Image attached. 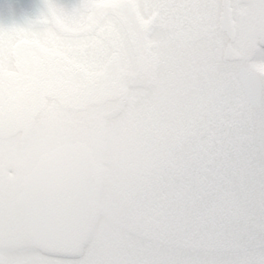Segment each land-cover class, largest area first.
<instances>
[{
	"label": "snow or ice",
	"instance_id": "obj_1",
	"mask_svg": "<svg viewBox=\"0 0 264 264\" xmlns=\"http://www.w3.org/2000/svg\"><path fill=\"white\" fill-rule=\"evenodd\" d=\"M115 66H180L191 88L165 111ZM121 88L147 162L113 188L117 230L20 251L0 221V264H264V0H43L0 25V132L83 116Z\"/></svg>",
	"mask_w": 264,
	"mask_h": 264
},
{
	"label": "flooded vegetation",
	"instance_id": "obj_2",
	"mask_svg": "<svg viewBox=\"0 0 264 264\" xmlns=\"http://www.w3.org/2000/svg\"><path fill=\"white\" fill-rule=\"evenodd\" d=\"M42 6L43 0H0V25L23 24L26 19L34 17ZM208 67L209 65L201 66L200 71L205 76ZM114 73L122 79L125 86L139 88L145 99L157 104L161 99L175 109L187 95L184 88H191V83L186 78L187 82L185 86L183 84V90L178 92L181 94L178 96L181 99L174 97L172 81L174 72L165 75L163 69L148 71L140 66L125 68L115 66ZM188 76L189 74L185 72L184 77ZM164 91L170 97L166 99L167 102L163 100L166 95L160 94ZM122 98L123 88L112 96L104 94L97 96L88 105L85 115L59 120V126L61 128L65 126L66 129L57 131L54 125L45 124L35 118L31 130L26 135H23L22 131L6 136L0 135V221L18 234L17 240L22 238L26 246L36 247L24 229L26 211L18 199L25 189L24 184L28 174L47 151L58 145L77 141L86 143L92 149V154L101 168L102 179L97 216L92 231L96 228L100 212L104 210L101 207L102 192L107 178L122 177V168L127 169L125 165L122 166V156L128 162L129 159L141 160L142 162L132 165L136 170L146 164L147 148L141 143L138 125L127 114V109L121 102ZM160 107L163 109V106ZM133 128L138 134L135 141L128 142L124 138L131 135L129 129ZM132 144H135L134 152H122V146L125 150H130ZM136 154L139 157L134 158ZM115 207L114 204L109 205L108 208L105 206L107 214L114 221L117 220L113 211ZM117 221L120 222V219Z\"/></svg>",
	"mask_w": 264,
	"mask_h": 264
},
{
	"label": "water",
	"instance_id": "obj_3",
	"mask_svg": "<svg viewBox=\"0 0 264 264\" xmlns=\"http://www.w3.org/2000/svg\"><path fill=\"white\" fill-rule=\"evenodd\" d=\"M35 118L0 132L26 135ZM18 201L26 211L24 229L36 247L60 237L85 245L94 227L100 199L101 169L84 142L64 143L47 151L33 167ZM63 199L67 210L58 207Z\"/></svg>",
	"mask_w": 264,
	"mask_h": 264
},
{
	"label": "rangeland",
	"instance_id": "obj_4",
	"mask_svg": "<svg viewBox=\"0 0 264 264\" xmlns=\"http://www.w3.org/2000/svg\"><path fill=\"white\" fill-rule=\"evenodd\" d=\"M242 19L250 27H255L257 24H259L261 22L262 14L260 12H258L257 10L250 8L243 14ZM163 71H164L165 75L168 74V72L166 70H163ZM212 71H213V68L211 65H209V67L205 70L206 76L211 75ZM169 73L173 74V72H169ZM184 73H185V71L180 66H178L176 68V70L174 71V76H172V81H173V84L175 85L174 90H173L174 97H178L179 95L181 96V94H178V92H181L183 90L185 83L187 82L186 78L188 79V77H184ZM183 84H184V86H183ZM184 89H185L184 91L186 92V94L190 90V88H186V87ZM160 94L166 95V97H164V99H163L165 101H166V99L170 98L166 91L161 92ZM178 99H181V97H178ZM159 105L163 106V109L165 111H171L172 109L176 110L174 107H171L167 103L162 102L161 99L159 100ZM65 118L66 117L60 118V119H65ZM53 125H54V127H56L57 131L61 130V129H66L65 126L62 128H61V126H59V121ZM60 125H62V124H60ZM86 125H87V123H86ZM129 132H131V135H128L127 138H124V139L128 142L135 141L136 136L138 134V131L133 128V129H129ZM141 143H143V142L141 141ZM144 147L145 146H143V149H144ZM134 148H135V144L130 145V147H129L130 150H125V148L122 146V152H125V153L134 152ZM136 157H139V155L136 154V156H134V158H136ZM129 160H130V162L125 160L124 156H122V166L125 165L124 167H127V169L122 168V177L114 176V177H111L109 179L107 178V180H106L107 182L105 184L104 191L102 192V204H101V207H103L104 210L101 211L99 214V220L97 222L96 228L94 229V231H92V237H96V238L103 240V238L105 237L106 234L116 231L117 228L119 227V221H117V220H119L120 218H119V212L117 209L118 206H117L115 194L113 192V188L117 187V186H121V185H125V186L130 185L132 183L134 177H135L136 172H137V170L134 167H132V165L133 164L135 165L138 162H142L141 160H136V159H129ZM113 204L116 206L115 207L116 209H113V211L115 213V218L117 219L116 221H114L112 218H110L109 215L107 214L106 210H105V206L108 208L109 205H113ZM27 247L28 246H26V243L22 240V238H21V240H17L15 242V244L13 245L14 249L20 250V251H23Z\"/></svg>",
	"mask_w": 264,
	"mask_h": 264
}]
</instances>
